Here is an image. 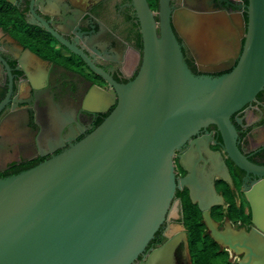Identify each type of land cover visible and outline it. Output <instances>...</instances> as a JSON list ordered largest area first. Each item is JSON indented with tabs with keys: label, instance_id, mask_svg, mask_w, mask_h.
I'll return each mask as SVG.
<instances>
[{
	"label": "water",
	"instance_id": "water-1",
	"mask_svg": "<svg viewBox=\"0 0 264 264\" xmlns=\"http://www.w3.org/2000/svg\"><path fill=\"white\" fill-rule=\"evenodd\" d=\"M14 3L110 91L0 27V264H192L180 225L147 248L184 184L237 264H264V164L238 147L231 120L264 88V0H158V19L148 0ZM209 123L259 176L244 186L249 229L218 226L195 163L177 183L175 150Z\"/></svg>",
	"mask_w": 264,
	"mask_h": 264
},
{
	"label": "flooded vegetation",
	"instance_id": "flooded-vegetation-1",
	"mask_svg": "<svg viewBox=\"0 0 264 264\" xmlns=\"http://www.w3.org/2000/svg\"><path fill=\"white\" fill-rule=\"evenodd\" d=\"M14 2L15 0H0V27L37 56L82 76L105 91H110L105 77L94 71L82 56L62 43L49 30L25 21ZM148 3L158 19V0H148ZM231 120L236 127L238 147L251 161L264 164V88L256 94L255 99L234 112ZM192 163H195L199 176L213 184L216 199L210 206V213L218 221V226L223 227L225 220L229 219L231 223L232 220L236 221L235 227L251 228L254 225L252 210L244 193V186H250L259 176L247 174L232 161L224 150L222 135L214 123L200 128L175 150L174 170L177 183L190 172L187 166ZM227 188L232 194L231 201L227 196ZM187 197L198 206L190 198L188 185L178 186L168 216L148 244V249L166 239L169 225L174 221L180 222L187 235L183 218ZM232 205L238 214L235 218L228 215V209ZM218 211L222 214L218 215Z\"/></svg>",
	"mask_w": 264,
	"mask_h": 264
},
{
	"label": "trees",
	"instance_id": "trees-1",
	"mask_svg": "<svg viewBox=\"0 0 264 264\" xmlns=\"http://www.w3.org/2000/svg\"><path fill=\"white\" fill-rule=\"evenodd\" d=\"M226 192L228 199L231 201L232 194L228 188L226 189ZM231 204H233V201ZM184 205L185 210L183 212V218L187 230V241L191 263L213 264L217 257L225 253L221 252L224 248H221L220 244L209 235L206 226L202 221L201 212L198 206L193 204L189 197L185 199ZM232 206L228 209V215L230 218H235L238 214L234 205ZM221 214L222 212L218 211V215Z\"/></svg>",
	"mask_w": 264,
	"mask_h": 264
},
{
	"label": "rangeland",
	"instance_id": "rangeland-1",
	"mask_svg": "<svg viewBox=\"0 0 264 264\" xmlns=\"http://www.w3.org/2000/svg\"><path fill=\"white\" fill-rule=\"evenodd\" d=\"M174 210V208H173ZM174 225H181L180 222L174 221L173 223ZM232 225L235 227L236 226V221L232 220ZM221 248H224L221 246ZM221 252H225V253H221L222 255H220L219 257H217L214 260L213 264H237L238 259L240 258V255L235 254L234 252H232L229 248H224V250H221Z\"/></svg>",
	"mask_w": 264,
	"mask_h": 264
},
{
	"label": "bare ground",
	"instance_id": "bare-ground-1",
	"mask_svg": "<svg viewBox=\"0 0 264 264\" xmlns=\"http://www.w3.org/2000/svg\"><path fill=\"white\" fill-rule=\"evenodd\" d=\"M178 259H179L180 264H185V260L182 258L181 255L179 256Z\"/></svg>",
	"mask_w": 264,
	"mask_h": 264
}]
</instances>
